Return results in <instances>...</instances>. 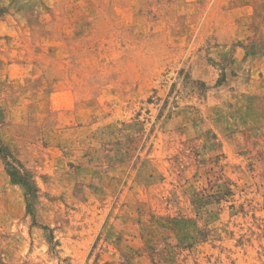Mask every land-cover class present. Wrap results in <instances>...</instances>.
I'll return each instance as SVG.
<instances>
[{
  "label": "rangeland",
  "instance_id": "374dc122",
  "mask_svg": "<svg viewBox=\"0 0 264 264\" xmlns=\"http://www.w3.org/2000/svg\"><path fill=\"white\" fill-rule=\"evenodd\" d=\"M0 264H264V0H0Z\"/></svg>",
  "mask_w": 264,
  "mask_h": 264
},
{
  "label": "trees",
  "instance_id": "16d2710c",
  "mask_svg": "<svg viewBox=\"0 0 264 264\" xmlns=\"http://www.w3.org/2000/svg\"><path fill=\"white\" fill-rule=\"evenodd\" d=\"M7 158L8 157H3V161L6 163V165H9L8 163H7ZM10 166V165H9ZM12 168V171L10 172V174L12 175V177H14V179H16V181H18V182H20V183H22L24 186L26 185V182H24L22 179V175H19V173H18V171L15 169V168H13V167H11Z\"/></svg>",
  "mask_w": 264,
  "mask_h": 264
}]
</instances>
